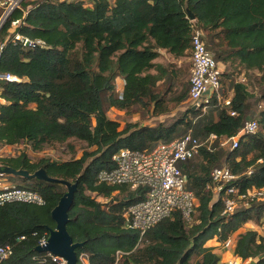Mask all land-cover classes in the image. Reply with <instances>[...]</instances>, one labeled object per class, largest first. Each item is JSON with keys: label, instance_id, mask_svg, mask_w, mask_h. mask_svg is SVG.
<instances>
[{"label": "trees", "instance_id": "16d2710c", "mask_svg": "<svg viewBox=\"0 0 264 264\" xmlns=\"http://www.w3.org/2000/svg\"><path fill=\"white\" fill-rule=\"evenodd\" d=\"M189 12L207 32L219 62H237L247 71L264 69V0H97L92 6L83 0H36L30 7L25 3L23 9L15 10L0 29V45L4 43L0 71L21 78L0 83L7 100L0 107V145L28 141L38 151L76 138L88 147L80 157L64 161L42 158L34 162L22 151L15 157H0V167L30 172L43 167L51 176L78 182L67 229L75 242H84L77 253H89L91 264H114L118 250L124 252L120 264H220V254L206 242L215 237L223 241L230 235H235L237 255L251 259L252 264H264V237L254 229L238 233L249 221L264 216V200L223 215L222 201L215 200L207 187L213 168L222 165L240 175L243 191L264 187V110L259 114V130L243 136L227 153L225 164L220 165L224 151L206 147L197 158L182 164L188 186L198 199L191 223L175 212L140 241L139 232L126 227L124 213L145 198L146 188L97 180L99 170L112 167V157L120 149H151L159 141H171L189 131L200 138L212 132L228 138L242 128L249 91L241 81L231 83L230 106L215 101L211 104L215 108L205 114L191 106L171 123H128L121 128L119 121L107 115L106 105L128 109L154 103L157 113L166 111L154 87L168 70L155 59L159 49L176 58L191 52ZM18 18L23 22L15 32L43 39L45 47L13 40L9 29ZM153 68L156 74L150 72ZM119 76L124 79L122 93L116 92ZM260 99L264 101V89ZM10 178L16 186L38 191L46 203L0 206V245L11 244L14 250L7 264H57L42 261L48 253L35 247L56 227L51 211L66 192L63 184ZM88 191L107 201H98Z\"/></svg>", "mask_w": 264, "mask_h": 264}, {"label": "built area", "instance_id": "2783aa9c", "mask_svg": "<svg viewBox=\"0 0 264 264\" xmlns=\"http://www.w3.org/2000/svg\"><path fill=\"white\" fill-rule=\"evenodd\" d=\"M25 1L0 0V29L15 10L23 9ZM83 1L92 6L97 0ZM24 13L26 12L24 11ZM190 20L192 27V69L188 97L191 105L194 109L202 110H205L215 101L230 106L231 95L223 97L221 94L223 70L220 67V62L206 45L205 31L198 25L196 19ZM22 22L21 18L11 21L9 32L14 34L13 40L21 41L23 45L28 47H45L46 42L43 39H30L19 32H15V28ZM3 46L4 43H1L0 49ZM20 80L21 78L16 75L0 71V83ZM1 90L2 87L0 86V107L7 103L6 98L1 94ZM118 91L122 93L123 86ZM230 113L236 114L233 110H230ZM259 127L258 119L248 117L240 131L228 138L213 132L206 138H200L189 131L171 141H159L151 149L123 148L113 155L112 167L99 170L97 180L99 183L109 185L125 184L133 189L137 187L146 188L145 198L130 205L124 213L126 227L137 230L141 241L149 229L162 220L171 217L175 212H179L186 223L193 221L198 199L188 186L187 177L182 168L184 162L196 157L203 147L215 151L217 144L222 146L228 144L231 149H234L239 145L243 136L256 133ZM17 145H0V156H2L3 150L11 152L12 148ZM20 153H12L11 157ZM251 172L252 170H249L248 174ZM239 179L240 175L233 172L228 165L217 166L211 172V182L207 187L212 189L215 200L220 199L222 201L224 205L223 215L233 214L240 205L249 206L254 200H264V187H252L243 191L238 182ZM13 202L44 205L46 199L36 190L10 183L5 175L0 172V206ZM46 239L43 238L40 244L45 243ZM214 240L219 243L220 251L231 253V256L224 261L225 264H247V259H243L235 253V235H230L223 241L218 240L217 237ZM13 251L11 244L0 245V264H7ZM123 254V251H117L114 264H120V258ZM48 259L57 264H67L63 257L51 253H48V256H45L42 261ZM78 264H91L89 253L86 251L79 252Z\"/></svg>", "mask_w": 264, "mask_h": 264}, {"label": "rangeland", "instance_id": "374dc122", "mask_svg": "<svg viewBox=\"0 0 264 264\" xmlns=\"http://www.w3.org/2000/svg\"><path fill=\"white\" fill-rule=\"evenodd\" d=\"M34 1L36 0H26L23 3V6L25 5V3H28L30 7ZM110 2L113 3L114 0H110ZM86 5L90 6L89 4ZM208 39L209 37L206 32V45L213 52L208 43ZM155 63L163 65V67L168 70V74L165 76L162 75L163 78L154 87V93L156 95H159L161 103L164 104V108L166 109V111L164 113H157L154 108V103H151L149 105L134 104L128 109H119L117 107L106 105L107 115L110 118L119 121L121 124V128L125 127L128 123H137L139 125H156L159 122L171 123L174 120L184 116V114L192 106L188 97L192 69L191 52H189L188 55L179 58H176L173 54H169V52H163L158 58L155 59ZM220 67L223 70V88L221 90V94L223 95V97L233 94L231 86V83L233 81H241L245 83L249 91L247 118L249 117L258 119L260 112L264 110V101L260 99V94L264 89V69H253L247 71L244 69V67L237 64V62L225 64L221 61ZM150 72L156 74L157 69L153 68L150 70ZM115 84L116 92H118L120 87H122L124 84V79L121 76L117 77ZM145 100L146 102H149V98H145ZM215 106L216 105L208 106L205 110H202L203 114L208 113L210 109H214ZM188 117H191V114H188ZM87 149L88 147L86 142L76 138H71L65 143L46 145L43 149H40L38 151L33 150L31 143H29L28 141H23L16 147H13L11 152H5V150H3L1 152L2 156L0 157H11L12 153L18 154L21 151H26L31 160L34 162H37L42 158L64 161L80 157L82 153ZM221 150L225 153L220 159V165L226 163L225 157L227 156V153L232 149L228 144L224 146H222L221 144H217V148L215 151L219 152ZM5 175H10L11 177V174ZM13 182L15 183L16 181L13 180ZM63 190L67 191V187L65 185H63ZM87 193L96 197V199L100 202L107 201V199L103 198L102 196H96V194L89 191ZM118 193V191L115 192L116 195ZM120 195L122 196L124 194ZM240 207L248 206L240 205ZM196 215L197 213H195L194 216ZM246 229H254L264 237V216L259 220L249 221L238 231V233ZM214 239L211 241H207L206 245L214 247L216 252L222 254L221 257L225 261L231 256V253H224L223 251H220V245Z\"/></svg>", "mask_w": 264, "mask_h": 264}, {"label": "water", "instance_id": "95a60500", "mask_svg": "<svg viewBox=\"0 0 264 264\" xmlns=\"http://www.w3.org/2000/svg\"><path fill=\"white\" fill-rule=\"evenodd\" d=\"M190 19H195L192 12L188 13ZM3 174H11L24 178H37L39 180L58 182L67 187V191L61 196L58 204L52 209L51 216L56 223L55 228H50L46 242L35 247L38 252L51 253L63 257L67 264H78V249L84 247V242H75L67 229L69 210L71 209L75 194L78 190V182L51 176L41 167L34 172L27 169H17L4 165L0 167Z\"/></svg>", "mask_w": 264, "mask_h": 264}, {"label": "crops", "instance_id": "0c3cea01", "mask_svg": "<svg viewBox=\"0 0 264 264\" xmlns=\"http://www.w3.org/2000/svg\"><path fill=\"white\" fill-rule=\"evenodd\" d=\"M159 52H160V54H161V53H163V52H167V50H166V49H159ZM169 54H171V53H169ZM5 177L8 179V181H9L10 183L13 182L8 176H5ZM212 240H213V239H212ZM209 241H211V240H209ZM251 261H252L251 259H247V260H246V263H247V264H252ZM220 264H225V262H224V260L222 259V257H221Z\"/></svg>", "mask_w": 264, "mask_h": 264}]
</instances>
